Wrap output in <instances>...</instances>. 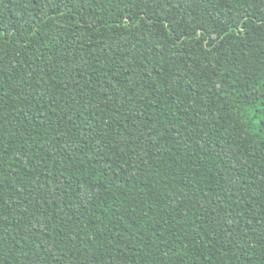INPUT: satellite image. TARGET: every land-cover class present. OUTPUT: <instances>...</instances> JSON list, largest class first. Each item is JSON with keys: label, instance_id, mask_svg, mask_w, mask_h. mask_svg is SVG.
Instances as JSON below:
<instances>
[{"label": "trees", "instance_id": "16d2710c", "mask_svg": "<svg viewBox=\"0 0 264 264\" xmlns=\"http://www.w3.org/2000/svg\"><path fill=\"white\" fill-rule=\"evenodd\" d=\"M0 264H264V0H0Z\"/></svg>", "mask_w": 264, "mask_h": 264}]
</instances>
